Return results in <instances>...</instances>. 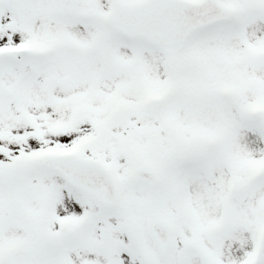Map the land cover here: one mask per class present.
<instances>
[{
	"label": "snow or ice",
	"instance_id": "snow-or-ice-1",
	"mask_svg": "<svg viewBox=\"0 0 264 264\" xmlns=\"http://www.w3.org/2000/svg\"><path fill=\"white\" fill-rule=\"evenodd\" d=\"M0 264H264V0H0Z\"/></svg>",
	"mask_w": 264,
	"mask_h": 264
}]
</instances>
